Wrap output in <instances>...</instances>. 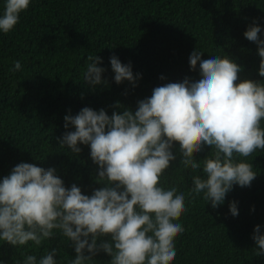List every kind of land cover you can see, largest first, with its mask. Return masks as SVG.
<instances>
[{
	"label": "clouds",
	"instance_id": "obj_1",
	"mask_svg": "<svg viewBox=\"0 0 264 264\" xmlns=\"http://www.w3.org/2000/svg\"><path fill=\"white\" fill-rule=\"evenodd\" d=\"M33 3L0 0V33L15 31ZM243 35L257 46L258 76L264 78V28L253 21ZM109 61L117 85L136 86L141 76H134L131 63L116 55ZM187 61L198 75L155 87L135 110L116 102L111 116L84 107L64 117L59 147L78 155L81 145L88 146L98 166L96 183L102 186L91 195L76 184L66 187L56 169L33 163H19L0 179V241L25 249L15 264H64L56 258L59 249L44 247L57 236L75 253L66 264H99L94 258L100 253L110 257L107 264H174L189 197H202L216 209L234 185H251L258 174L249 158L264 151V79H240L243 69L235 59L205 54L196 45ZM102 63L95 54L85 61L81 75L93 88L107 85ZM23 68L14 60L10 71ZM206 148L203 159L194 155ZM173 159L191 172L187 193L166 182ZM229 212L239 215L236 201ZM262 228L253 230L256 256L264 255ZM28 248L43 252L30 254Z\"/></svg>",
	"mask_w": 264,
	"mask_h": 264
},
{
	"label": "trees",
	"instance_id": "obj_2",
	"mask_svg": "<svg viewBox=\"0 0 264 264\" xmlns=\"http://www.w3.org/2000/svg\"><path fill=\"white\" fill-rule=\"evenodd\" d=\"M253 21L264 28V0H34L15 31L0 33V179L19 163H33L56 169L66 187L76 184L91 195L102 186L96 183L98 166L88 146L81 145L78 155L59 147L64 117L84 107L111 116L116 102L135 110L155 87L198 75L187 61L194 45L235 59L243 69L240 79H264L258 76L257 46L243 35ZM89 54L102 59L98 66L106 70L107 85L93 88L83 81ZM112 55L140 74L135 87L115 83ZM14 60H21L22 72L10 71ZM208 151L194 155L203 159ZM249 159L257 177L249 187L234 185L223 205L213 209L202 197H189L174 264H264L252 239L255 226H264V151ZM175 163L166 169V182L187 193L191 172ZM232 201L236 217L229 212ZM44 247L59 249L56 258L64 264L75 256L58 236ZM24 251L0 241V262L15 264ZM27 252L39 255L43 248ZM94 259L107 264L110 257L100 253Z\"/></svg>",
	"mask_w": 264,
	"mask_h": 264
}]
</instances>
